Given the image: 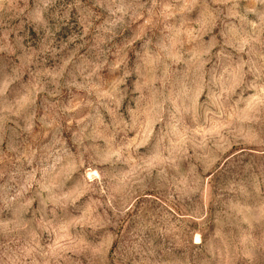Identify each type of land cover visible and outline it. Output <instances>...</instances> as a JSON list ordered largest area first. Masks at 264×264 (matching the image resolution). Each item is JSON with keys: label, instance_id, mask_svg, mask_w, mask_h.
<instances>
[{"label": "rangeland", "instance_id": "374dc122", "mask_svg": "<svg viewBox=\"0 0 264 264\" xmlns=\"http://www.w3.org/2000/svg\"><path fill=\"white\" fill-rule=\"evenodd\" d=\"M0 264H264V0H0Z\"/></svg>", "mask_w": 264, "mask_h": 264}]
</instances>
